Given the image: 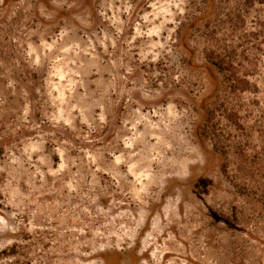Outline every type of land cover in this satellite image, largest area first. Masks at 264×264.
Segmentation results:
<instances>
[{"label": "rangeland", "instance_id": "rangeland-1", "mask_svg": "<svg viewBox=\"0 0 264 264\" xmlns=\"http://www.w3.org/2000/svg\"><path fill=\"white\" fill-rule=\"evenodd\" d=\"M0 264H264V0H0Z\"/></svg>", "mask_w": 264, "mask_h": 264}]
</instances>
